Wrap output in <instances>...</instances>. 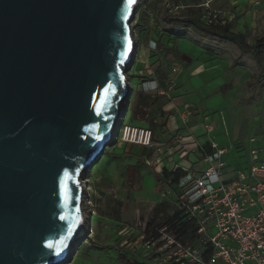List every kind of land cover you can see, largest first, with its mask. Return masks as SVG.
Listing matches in <instances>:
<instances>
[{"label":"water","instance_id":"water-1","mask_svg":"<svg viewBox=\"0 0 264 264\" xmlns=\"http://www.w3.org/2000/svg\"><path fill=\"white\" fill-rule=\"evenodd\" d=\"M140 1L0 0V264H63L84 239L81 176L131 94Z\"/></svg>","mask_w":264,"mask_h":264},{"label":"rangeland","instance_id":"rangeland-1","mask_svg":"<svg viewBox=\"0 0 264 264\" xmlns=\"http://www.w3.org/2000/svg\"><path fill=\"white\" fill-rule=\"evenodd\" d=\"M167 1L173 5L170 0H141L138 4L132 22L135 60L126 76L132 78L148 56L151 43L158 44L165 37L167 45L162 50L164 57L160 58V74L163 80H167L169 71L175 67L196 72L187 83L177 81L175 88H184L198 97L197 107L190 111L191 115L193 110L197 112L196 123L205 133L200 138H207V148L211 146L210 141L219 147L231 143L234 155L226 160L235 169L249 167L252 148H257L264 160V77L261 76L264 53L261 55V65L251 53L256 41L264 36V0H178L182 8L176 15L165 10ZM209 10L218 14L219 22L226 20L227 24L218 22L212 27L205 26L202 20ZM165 12L169 25L158 20V16ZM192 17L199 18L203 27L213 31L228 28L230 33L241 37L247 49L220 35L191 26L188 20ZM184 55L193 62H184ZM207 122L211 132L205 129ZM120 123L121 118L118 121ZM170 148L173 149L172 156L158 163L171 166L179 162L172 158L180 150L174 149L175 145H170ZM109 150L108 146L106 154ZM165 152H159L158 155L162 157ZM93 166V170L91 168L81 176L86 185L83 203L86 216L84 239L70 252L63 264H150L151 259L141 244L143 241L140 237L148 231L143 226L142 218L137 226L128 228L118 221L111 210L104 211L108 215L106 218L99 217V210L92 201L91 177L97 170V164ZM167 184L168 193L174 194L173 180ZM167 191L163 193L167 195ZM122 214L128 219L130 210H124ZM155 225L159 229L163 227L161 223Z\"/></svg>","mask_w":264,"mask_h":264},{"label":"built area","instance_id":"built-area-1","mask_svg":"<svg viewBox=\"0 0 264 264\" xmlns=\"http://www.w3.org/2000/svg\"><path fill=\"white\" fill-rule=\"evenodd\" d=\"M181 8L168 1L165 5L171 15H176ZM202 22L212 27L219 22L218 14L209 10ZM219 23L226 25L227 21ZM157 48L158 44L152 42L151 50ZM178 71L174 69L173 73ZM175 86L176 79L171 77L169 90ZM142 87L146 92H160L155 80L144 82ZM193 107L186 105L181 116L184 125L189 123ZM205 129L211 132L209 122ZM113 139L156 148L155 154L164 151L155 145L149 128L118 124ZM200 139L193 135L191 148L180 149L182 158L191 153L195 160L188 168L181 169L183 175L176 184V208L164 218L163 227H154L140 237L150 264H264V160L259 150H250L247 169L231 170L224 156L232 151V144L219 147L210 141L211 146L207 148ZM172 145H176L174 141ZM172 152L167 147L162 157L170 158ZM166 168L169 173L178 170Z\"/></svg>","mask_w":264,"mask_h":264},{"label":"crops","instance_id":"crops-1","mask_svg":"<svg viewBox=\"0 0 264 264\" xmlns=\"http://www.w3.org/2000/svg\"><path fill=\"white\" fill-rule=\"evenodd\" d=\"M166 45L165 37L161 38L157 50H148L143 65L135 71L132 78L127 77L131 94L122 106L123 115L120 123L151 129L155 145L165 151L173 141L176 144L174 149L180 150L182 146L188 145L191 148L193 140L188 136L192 134L200 137L204 134L200 125L196 123L197 112L192 111L187 125H184L181 118L187 104H192L193 108L197 107L198 97L195 93L187 92L184 88H174L170 91L168 87L171 77H175L176 84L179 80L184 84L189 82L196 72L188 68L183 70L175 67L169 71L167 80H163L160 74L162 69L160 58L164 57L162 50ZM174 69L179 71L173 73ZM152 80L158 83L160 92L143 90V83ZM206 139L205 137L200 140L207 143ZM109 147V153L106 154L105 150L95 163L97 170L91 177L92 201L99 210V217L106 218L108 215L104 211L111 210L118 221L128 228L137 226L141 218L146 230L154 228L155 224H162L177 203L176 184L172 185L175 188L174 194L168 193L167 182L173 179L165 180L163 177V171L167 168L164 163H160L165 157H159L153 148L120 141L112 142ZM232 152L224 156L226 163V158L234 155ZM189 154L188 157L182 158V152H179L172 158L173 161L179 162L172 165L182 172L181 169L188 168L189 164L194 162L192 154ZM227 166L231 170L235 169L231 164L227 163ZM237 170L245 169L237 167ZM164 190L167 191V195L163 193ZM124 210H130L128 219L124 217L125 213L122 214Z\"/></svg>","mask_w":264,"mask_h":264},{"label":"trees","instance_id":"trees-1","mask_svg":"<svg viewBox=\"0 0 264 264\" xmlns=\"http://www.w3.org/2000/svg\"><path fill=\"white\" fill-rule=\"evenodd\" d=\"M173 5L175 6H179L180 5V1L178 0H170ZM158 20L163 23V24H168L169 25V18L168 15L164 13L160 14L158 16ZM188 23L191 26H194L196 28L201 29L202 31L209 33V34H216V35H220L221 37H224L227 40L233 41L234 43L238 44L242 49H247V46L244 44L243 40L241 39L240 36L236 35V34H232L228 31V28L223 29L222 31H213L211 29L205 28L202 26V24L199 21V18H189ZM252 52V56L257 60V62L259 63V65H261V55L262 53H264V36L261 37L260 39H258L254 45V47L251 50ZM261 76L264 77V69H261ZM183 175V173L181 171H176L175 173H169L167 170L163 171V177L165 180L168 179H173V183L177 184L178 180L180 179V177ZM174 221V219H172L170 222ZM184 229V228H183Z\"/></svg>","mask_w":264,"mask_h":264},{"label":"bare ground","instance_id":"bare-ground-1","mask_svg":"<svg viewBox=\"0 0 264 264\" xmlns=\"http://www.w3.org/2000/svg\"><path fill=\"white\" fill-rule=\"evenodd\" d=\"M118 121H119V118H118L117 123H116V125H115V127H114L113 135H112V139H111L110 142H112L113 137L115 136V129H116V126L118 125ZM81 181H82V184H83L84 190H86V185L83 183V180H82V179H81ZM83 202H84V197H83ZM82 209H83V208H82ZM84 218H85V220H86V216H85V214H84ZM84 234H85V229L83 228V229L81 230V232H80V235H79V239H78V240H80L81 238H83V237H84Z\"/></svg>","mask_w":264,"mask_h":264},{"label":"snow or ice","instance_id":"snow-or-ice-1","mask_svg":"<svg viewBox=\"0 0 264 264\" xmlns=\"http://www.w3.org/2000/svg\"><path fill=\"white\" fill-rule=\"evenodd\" d=\"M135 2V0H128V6L129 8L131 7V5ZM112 85H109V88L106 91H112Z\"/></svg>","mask_w":264,"mask_h":264}]
</instances>
